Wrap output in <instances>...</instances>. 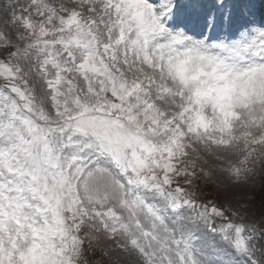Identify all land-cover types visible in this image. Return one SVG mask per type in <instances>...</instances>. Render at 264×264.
<instances>
[{"label":"snow or ice","instance_id":"6c2138e0","mask_svg":"<svg viewBox=\"0 0 264 264\" xmlns=\"http://www.w3.org/2000/svg\"><path fill=\"white\" fill-rule=\"evenodd\" d=\"M253 4L0 0V264H264Z\"/></svg>","mask_w":264,"mask_h":264},{"label":"rangeland","instance_id":"374dc122","mask_svg":"<svg viewBox=\"0 0 264 264\" xmlns=\"http://www.w3.org/2000/svg\"><path fill=\"white\" fill-rule=\"evenodd\" d=\"M262 191H264V184H262V181L258 179L254 191L248 193L247 195V199L250 201L251 206L255 209L257 216L260 211Z\"/></svg>","mask_w":264,"mask_h":264},{"label":"bare ground","instance_id":"6f19581e","mask_svg":"<svg viewBox=\"0 0 264 264\" xmlns=\"http://www.w3.org/2000/svg\"><path fill=\"white\" fill-rule=\"evenodd\" d=\"M260 6H262V10H264V4H263V5H260ZM255 7H257V4H256L255 1H254L253 9H254ZM259 17H260V15H259Z\"/></svg>","mask_w":264,"mask_h":264}]
</instances>
